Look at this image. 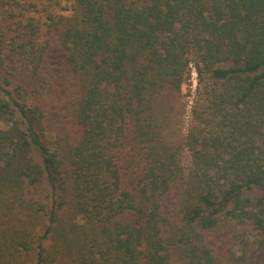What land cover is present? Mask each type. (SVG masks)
<instances>
[{"label":"trees","instance_id":"16d2710c","mask_svg":"<svg viewBox=\"0 0 264 264\" xmlns=\"http://www.w3.org/2000/svg\"><path fill=\"white\" fill-rule=\"evenodd\" d=\"M2 2L0 264H264V0Z\"/></svg>","mask_w":264,"mask_h":264},{"label":"rangeland","instance_id":"374dc122","mask_svg":"<svg viewBox=\"0 0 264 264\" xmlns=\"http://www.w3.org/2000/svg\"><path fill=\"white\" fill-rule=\"evenodd\" d=\"M0 0V21L4 23L6 31L9 35H14L17 32V29L15 27L17 26L16 21L20 20L17 19V13L19 11V6H16L11 8L13 14H9V5L3 4ZM21 3H23L24 0H20ZM40 0H29L28 5V11H24V13L29 16L31 15L34 20L38 21L39 23H43L44 21V14L41 11V4H39ZM37 3V6L35 8V4ZM24 19V18H23ZM15 29V30H13ZM41 32V30H40ZM43 32V30H42ZM41 32V34H42ZM54 59H59L60 55L54 53L53 54ZM19 64L16 63L13 59H11L8 63V65L5 67L4 72H2V76H8L9 79L14 83H24L28 90L34 89L35 87H39L38 84L33 82L32 80L28 79L26 77V74L24 73L22 69H20ZM196 86H197V77L196 72L194 68H191L190 76L187 81L186 86L183 87L182 94L180 95L179 99L176 101H172V108H170L169 112L172 113V116H175L176 119L180 118L182 119L181 123V132L185 135L188 132V129L193 124V120H191L190 110L191 106L195 103L196 98ZM40 92L42 93L44 90L39 88ZM174 122V118H172V125ZM176 127V126H174ZM46 138L51 141L53 138V134L51 132H46ZM182 163L185 167L189 165V155L185 151L181 155ZM235 254L238 255L239 248L234 247Z\"/></svg>","mask_w":264,"mask_h":264}]
</instances>
